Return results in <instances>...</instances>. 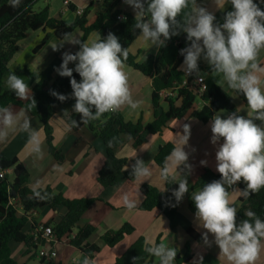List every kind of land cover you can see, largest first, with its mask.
Listing matches in <instances>:
<instances>
[{
  "label": "clouds",
  "instance_id": "1",
  "mask_svg": "<svg viewBox=\"0 0 264 264\" xmlns=\"http://www.w3.org/2000/svg\"><path fill=\"white\" fill-rule=\"evenodd\" d=\"M20 3L21 0H9L13 8ZM124 3L135 12L134 27L149 49L164 47L173 36L185 34L187 44L180 49L179 54L183 56L180 70L189 76L198 74L199 62L203 60L214 76H221L230 89L245 98L246 115L233 111L211 118L210 143L216 148L215 169L220 179L192 192L191 199L198 226L204 229V245L215 244L219 256L229 264H256L264 249V220L251 209L245 211L246 219L238 220V210L229 198L228 187L245 184L242 190L245 198L264 188V64L259 60L264 50V9L256 0H213L216 10L220 11L230 4L229 10L222 11V22H218L215 12L198 0H124ZM97 37L84 41L65 33L59 44L51 46L53 51H60L65 44L79 46L75 53L64 51L62 63L55 69L59 76L70 78L71 96L54 90L51 95L61 102L73 98L72 110L84 124L125 106L132 110L140 106L133 99L126 71L128 49L111 32L105 38L99 34ZM70 63L75 64L74 69L69 67ZM74 71L79 74V82L73 76ZM7 85L19 99H28L31 94L29 84L14 73L8 76ZM22 115L0 107V138H6L9 129L19 126L29 133L33 151L39 153L38 134L28 118L24 117L21 122ZM71 126H78L77 121L73 120ZM190 134V125H184L183 134L179 135L182 142L173 148L160 173L164 180L178 185L172 190L177 204L189 192L187 176L192 165L185 146ZM200 164L207 166V161L201 160ZM131 167L132 176L141 181L153 174L139 158ZM35 195L44 198L39 192ZM124 204L131 210L136 207V200L125 196ZM144 251L157 258L158 264H174L177 256L176 248L165 242L146 241ZM83 264L91 262L85 258ZM195 264H203V257Z\"/></svg>",
  "mask_w": 264,
  "mask_h": 264
},
{
  "label": "crops",
  "instance_id": "2",
  "mask_svg": "<svg viewBox=\"0 0 264 264\" xmlns=\"http://www.w3.org/2000/svg\"><path fill=\"white\" fill-rule=\"evenodd\" d=\"M43 1V6L48 7L51 17L61 19L67 24H74L79 17L70 8H64L61 0H39ZM74 8H87V21L92 23L95 15L100 11L103 0H70ZM210 11L215 14L221 13L225 8L216 10L213 0H200ZM122 12L129 13L135 17L132 7L124 2H120L117 7ZM73 35L81 39L82 32L76 28ZM44 34L41 30L29 32L27 36L19 42L18 50L8 64L11 71H17L20 76L32 90L34 81H30L24 75V70L30 73H45L55 79L58 76L57 69L62 63V53L71 51L75 53L79 50L78 45L65 44L60 51H53L54 44H59L61 40L50 37L45 45L34 51L40 44ZM97 33L91 32L84 41L97 39ZM159 49H149L144 42L143 37L139 35L131 43L128 53L134 56L135 62L141 64L149 57L156 55ZM259 60L264 64V50L259 55ZM70 68L75 64L70 63ZM199 75L209 86L215 85L224 91L228 96L236 111L239 114L246 115L248 107L243 104L238 93L230 89L223 78L219 75H213L203 60L199 62ZM126 71L129 74V85L133 99L140 102L136 110L127 106L118 110L126 121L137 122L140 120L144 125L153 121L154 109L151 103L152 81L149 77L142 75L133 67L127 66ZM80 80V79H79ZM78 80V82H79ZM3 86L7 85V78L3 81ZM32 92V91H31ZM72 88L67 91V96H71ZM31 95V94H30ZM29 95V97H30ZM236 97V98H233ZM73 99V98H71ZM25 101L27 99H21ZM161 106L165 109V99H160ZM74 102H64L55 106V115L51 121L53 145L62 154L64 161L57 163L47 151L42 124L37 117H33L23 108L9 107L14 113L23 114L31 121V127L38 134L40 140V152L33 151V145L29 142V133L23 131L19 126L9 129L6 138H0V154L7 158L16 157L26 168L29 178L27 186L30 190H44L49 188L55 195H62L69 200L74 199H92L90 208L81 216L77 223V228L91 226L93 233L87 239L89 245L98 247V251L93 255H87L82 250H77L66 241H59L55 246L56 257L52 260L42 261L36 256L35 247L27 248L22 243H9L11 257L19 264H83L85 258H88L92 264H114L128 247L138 238L150 244L168 243L175 247L177 256L182 257L186 253L188 245L191 256L190 264L203 257V264H229L226 258L219 256V248L213 244L211 247L204 245L202 233L204 229L198 226L195 218V207H191V193L200 189H193L197 178L209 170L214 174H219L215 169V151L216 148L210 143L211 130L210 121L202 122L197 119L186 116L179 120H170L157 135L148 136L147 142L138 147L132 146V141H124L121 146L115 150V156L120 159H142L152 170V176L145 181L134 178L121 183L117 188H102L97 182L98 172L101 169L105 156L104 147L99 139L93 136L86 127H81L77 131H70L65 122V117L72 111ZM202 102L195 104V109L200 110ZM216 114L227 115L224 110L217 111ZM215 114V115H216ZM190 125V138L185 146V151L189 152V164L192 165L191 174L187 176L189 192L185 195L176 212V227L174 230L169 228L167 219L157 210L149 212L140 211L138 208L142 203L143 197L140 188L146 184L156 188L159 191H165L164 180L160 173L161 169L154 163V158L160 147L171 144L172 147H178L182 142L184 125ZM195 149V151H193ZM206 160L207 166H201L200 161ZM166 162V161H165ZM175 188L178 185L175 184ZM174 188V189H175ZM240 190L234 189L229 193V198L237 207H241L239 201ZM128 196L136 200V207L129 210L124 204V197ZM17 204V200H13ZM18 210L20 207L18 206ZM66 210L58 207L54 210L48 207L34 209L29 213L28 221L25 226V232H29L31 225H49L57 223ZM129 224L133 228V233L119 242L114 247H107L102 236L108 231H116L123 224ZM192 230L196 239H191L187 231ZM77 229L73 230V236ZM211 239V236L209 237ZM26 253V255H25ZM176 256V257H177ZM153 264H158L157 258L153 256ZM256 264H264V249L256 261Z\"/></svg>",
  "mask_w": 264,
  "mask_h": 264
},
{
  "label": "trees",
  "instance_id": "3",
  "mask_svg": "<svg viewBox=\"0 0 264 264\" xmlns=\"http://www.w3.org/2000/svg\"><path fill=\"white\" fill-rule=\"evenodd\" d=\"M37 1L21 0L19 7L13 8L9 5V0H0V107L23 108L31 116L37 117L42 124L47 151L60 164L64 161V157L53 145L51 121L55 115V106L64 102L51 95V91L54 90L67 96V91L71 88L70 78L58 75L52 79L45 73H30L24 70L26 78L34 81L35 84L31 90L32 96L30 95L27 100L22 101L17 98L9 88L3 86V81L10 74L17 75V71H11L8 64L17 52L19 42L29 32L41 30L44 37L38 47L34 49L36 51L45 45L50 37L61 40L65 33H72L78 28L82 32L81 40H85L91 32H96L100 38H105L111 32L128 49L140 35V32L134 27L136 18L116 8L120 0H103L100 11L90 24L87 21V8L84 9L77 22L67 24L61 19L51 17L47 6L39 11H34L33 6ZM256 2L264 9V3H260V0H256ZM229 9L230 4L223 11ZM70 10H74V7L70 6ZM119 14L123 15L122 21L117 20ZM216 16L217 21L222 22L223 12L216 14ZM186 44L185 34L182 33L166 41V46L159 48L155 56L149 57L141 64L135 62L134 56L128 55L126 65L133 67L152 81L151 103L154 109L152 122L144 125L140 120L137 122L126 121L118 111L105 113L101 118L90 121L88 124L82 123L80 115L73 110L65 117L64 122L70 131L75 132L81 127H86L93 136L101 141L105 159L98 172L97 182L102 188H117L124 181L135 178L131 174V166L135 163V159L128 161L115 156V150L124 141H132V146L138 148L147 142L148 136L161 133L170 120H179L189 116L207 122L219 110L228 113L236 111L229 96L215 85L209 86L200 97L194 91L182 88L177 91L175 98L165 100V109L161 106L160 92L172 89L182 81L183 71L180 70V66L183 62V56L179 53ZM205 70L211 71L210 67ZM73 76L77 81L80 79L79 74L75 71ZM238 95L243 104L247 106L243 95L239 93ZM65 102L75 103V100L69 98ZM197 102L203 103L200 110L195 109ZM73 120L77 121L78 126H71ZM172 150L171 144L159 148L154 163L161 170ZM28 178L29 174L26 168L16 157L7 158L0 154V264H19L11 257L9 248L11 242L24 244L27 253L30 247H36L32 242L31 233L35 225H31L29 232H25V226L29 213L42 207H48L52 210L63 207L66 210L65 216L50 226L56 239L66 241L87 255L92 256L93 253H96L98 247L87 243V239L93 233L94 228L91 226L77 228L79 219L90 208L93 200L85 198L69 200L60 194L55 195L49 188L30 190L27 186ZM218 179H220V174L204 170L194 183L193 189H202L204 184ZM164 187L165 191L161 192L144 184L140 188L143 200L138 209L143 212L159 211L167 219L169 228L174 230L177 224L176 212L181 202L177 204L172 197V190L175 188L173 181L164 180ZM236 188L241 192L238 220L246 219L244 213L249 209L264 220V188L251 193L247 198L242 194V190L246 188L245 184L238 183L228 187V192L230 193ZM36 192H39L44 198L37 197ZM13 200H17L18 205L14 204ZM18 206L20 210H18ZM190 206L195 207L193 201H191ZM74 229H77V233L73 236ZM131 233H133V228L126 223L116 231L106 232L101 239L107 247L112 248ZM187 235L191 239L197 238L192 230H188ZM144 248V239L138 238L115 260L114 264H153V256L145 252ZM134 257L136 260L133 262ZM190 261L191 256L187 245L185 255L177 256L174 264H190Z\"/></svg>",
  "mask_w": 264,
  "mask_h": 264
},
{
  "label": "built area",
  "instance_id": "4",
  "mask_svg": "<svg viewBox=\"0 0 264 264\" xmlns=\"http://www.w3.org/2000/svg\"><path fill=\"white\" fill-rule=\"evenodd\" d=\"M124 2V0H120ZM63 5L66 8H70L72 3L70 0H63ZM78 17H81L84 11V8L76 7L73 10ZM118 21L123 20V15L119 14L117 16ZM186 88L188 90L194 91L197 96H201L204 92L207 91L208 85L205 83L203 77L199 74L187 75L183 72V78L180 84H177L172 89L161 91L160 99L164 98H175L177 96V91ZM32 242L36 246V256L39 259L52 260L56 257L55 246L59 242L58 239L53 234L52 228L49 225H36L32 230Z\"/></svg>",
  "mask_w": 264,
  "mask_h": 264
},
{
  "label": "rangeland",
  "instance_id": "5",
  "mask_svg": "<svg viewBox=\"0 0 264 264\" xmlns=\"http://www.w3.org/2000/svg\"><path fill=\"white\" fill-rule=\"evenodd\" d=\"M61 2H62V6L64 7V8H66L64 5H63V0H61ZM44 8V6H43V1H37L35 4H34V6H33V10L34 11H39V10H41V9H43Z\"/></svg>",
  "mask_w": 264,
  "mask_h": 264
}]
</instances>
